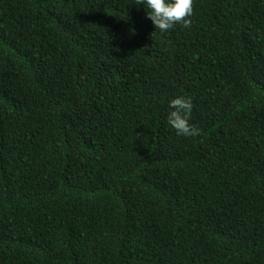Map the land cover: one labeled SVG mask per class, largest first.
Instances as JSON below:
<instances>
[{
	"label": "trees",
	"instance_id": "16d2710c",
	"mask_svg": "<svg viewBox=\"0 0 264 264\" xmlns=\"http://www.w3.org/2000/svg\"><path fill=\"white\" fill-rule=\"evenodd\" d=\"M190 19L0 0V264H264V0Z\"/></svg>",
	"mask_w": 264,
	"mask_h": 264
},
{
	"label": "clouds",
	"instance_id": "9594fccd",
	"mask_svg": "<svg viewBox=\"0 0 264 264\" xmlns=\"http://www.w3.org/2000/svg\"><path fill=\"white\" fill-rule=\"evenodd\" d=\"M136 6H143L148 19L160 33H166L176 24L190 27L193 15V0H135ZM167 124L178 136L194 137L200 129L190 123L193 110L191 97L176 95L168 100Z\"/></svg>",
	"mask_w": 264,
	"mask_h": 264
}]
</instances>
